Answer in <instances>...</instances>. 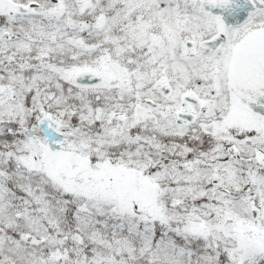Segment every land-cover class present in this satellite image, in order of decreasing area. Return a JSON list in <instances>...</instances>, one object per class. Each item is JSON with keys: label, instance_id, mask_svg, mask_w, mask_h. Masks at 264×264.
Segmentation results:
<instances>
[{"label": "snow or ice", "instance_id": "6c2138e0", "mask_svg": "<svg viewBox=\"0 0 264 264\" xmlns=\"http://www.w3.org/2000/svg\"><path fill=\"white\" fill-rule=\"evenodd\" d=\"M0 264H264V0H0Z\"/></svg>", "mask_w": 264, "mask_h": 264}]
</instances>
